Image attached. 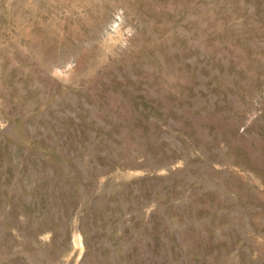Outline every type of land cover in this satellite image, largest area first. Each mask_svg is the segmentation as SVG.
Instances as JSON below:
<instances>
[{
	"label": "rangeland",
	"instance_id": "1",
	"mask_svg": "<svg viewBox=\"0 0 264 264\" xmlns=\"http://www.w3.org/2000/svg\"><path fill=\"white\" fill-rule=\"evenodd\" d=\"M0 264H264V0H0Z\"/></svg>",
	"mask_w": 264,
	"mask_h": 264
}]
</instances>
